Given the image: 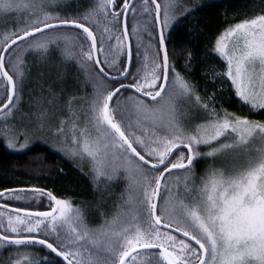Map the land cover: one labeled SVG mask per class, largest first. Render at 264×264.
<instances>
[{
    "label": "snow or ice",
    "instance_id": "snow-or-ice-1",
    "mask_svg": "<svg viewBox=\"0 0 264 264\" xmlns=\"http://www.w3.org/2000/svg\"><path fill=\"white\" fill-rule=\"evenodd\" d=\"M214 7L0 0L16 18L0 31V142L46 145L94 192L85 208L40 175L0 189V264H264V119L251 118L264 116V7L224 18L211 94L170 47L182 19Z\"/></svg>",
    "mask_w": 264,
    "mask_h": 264
},
{
    "label": "trees",
    "instance_id": "trees-1",
    "mask_svg": "<svg viewBox=\"0 0 264 264\" xmlns=\"http://www.w3.org/2000/svg\"><path fill=\"white\" fill-rule=\"evenodd\" d=\"M81 2L87 4L90 0H81ZM187 2L189 7L203 6L209 0H187ZM261 7H264V0H216V7L182 19L172 33L170 41V47H174L179 52V69L190 73V80L201 90L207 87L208 94L216 91L220 87L219 80L213 83L207 77L211 75L214 66L216 70L221 69L223 62L210 53V41L214 40V36L226 26L225 17L233 22H239L241 19L258 14ZM15 19V17L7 18L0 24V30L11 29ZM189 53L192 54L193 60L186 67ZM33 87L34 85H29L28 90ZM28 97L26 92L24 98ZM222 100L229 111H238L237 105H229L227 89ZM251 118L264 119V116L253 114ZM41 161H43V169L50 171L41 170ZM37 175L42 177L35 180L37 186L47 185V188L55 189L56 193L62 197L70 198L85 208L94 200L93 188L88 178L60 153L46 145H41L38 152L23 156L7 149L0 142V189L30 186ZM100 222L101 220L97 217L96 223L91 226L95 227Z\"/></svg>",
    "mask_w": 264,
    "mask_h": 264
},
{
    "label": "rangeland",
    "instance_id": "rangeland-1",
    "mask_svg": "<svg viewBox=\"0 0 264 264\" xmlns=\"http://www.w3.org/2000/svg\"><path fill=\"white\" fill-rule=\"evenodd\" d=\"M7 18H9V17H0V24L4 23ZM220 70L221 69H218L216 71H220ZM28 101H29V97L23 99V110L22 111H27V109H28ZM41 255H42V253H41ZM8 256H9L8 252L0 251V260H6L8 258Z\"/></svg>",
    "mask_w": 264,
    "mask_h": 264
}]
</instances>
